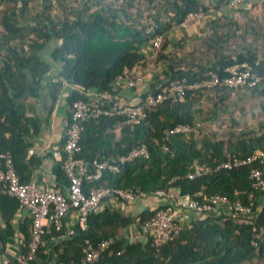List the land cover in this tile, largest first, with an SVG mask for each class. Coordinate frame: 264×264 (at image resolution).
Masks as SVG:
<instances>
[{
    "label": "trees",
    "instance_id": "16d2710c",
    "mask_svg": "<svg viewBox=\"0 0 264 264\" xmlns=\"http://www.w3.org/2000/svg\"><path fill=\"white\" fill-rule=\"evenodd\" d=\"M29 1L0 0L2 6L13 4L0 9V156L11 154L23 183L31 180L27 163L30 144L26 140L29 121L27 105L23 101L29 80L38 82L51 74L54 64H58L62 81L75 85L82 92H114L115 80L144 61L157 35L173 32L190 13L208 16L212 9L224 12L230 0H72L70 3L41 0L42 6L45 5L35 13ZM54 2L61 10L53 11ZM220 19L222 17L215 19V24H219ZM213 38L212 42L217 43L224 40L221 36ZM52 41L56 45L50 52L51 60L44 59L43 54ZM166 46L167 41L160 53V61L166 60ZM214 58L210 65L194 69L176 70L171 66L167 77L159 82L186 79L191 85L209 73L223 76L228 66L247 62L262 81L255 88L240 89L264 97V54L260 57L256 50L245 47L234 54L219 50ZM234 90H187L185 103L165 101L148 110L147 117L139 125L127 124L125 118L118 116H102L85 122L79 157L87 161L91 172L95 171L97 164L119 162L120 157L142 145L148 148L149 156L120 164L118 172L104 169L100 180L84 181V192L109 186L156 197L161 205L139 217L141 227L159 210L173 206L183 195L199 203L212 196H227L231 208L241 201L257 210L264 191L253 186L251 171L257 167L264 177V165L219 170L195 180L186 177L194 164L217 165L234 155L246 157L264 151V130L261 133L244 130L225 139L204 126L205 121L211 118L201 116L202 110L198 105L206 93L215 92L223 99ZM82 92H73L71 104L86 100ZM151 94H156L155 84ZM151 94L143 97L142 103ZM220 110V107L215 110L212 119H216ZM71 121L70 107L67 126ZM178 125L190 126L191 131L167 138L166 131ZM118 127L119 134L116 132ZM65 141L66 138L63 147ZM69 184V178L61 167L57 171L54 190L66 195ZM159 190L174 194L175 198L158 197L155 193ZM21 209L16 198L0 193V217L5 224L4 227L0 224V241L3 244L6 243V234L13 231L12 223ZM190 215L192 228L182 231L158 249L152 237L147 238L146 243H128L116 237L119 230L133 223L130 217L117 210H94L89 215L88 229L69 242L63 241L56 246L49 244L53 242L50 239L62 241L65 236L63 228L57 231L51 226L52 234L46 233L43 237L44 244L33 264L50 262L51 251L58 256L55 264L79 263L84 255L86 239L95 244L115 239L110 250L94 264H250L256 259L264 260V234L254 236L253 232V226L264 224V208L251 225L236 224L231 209L204 214L190 212ZM28 222L32 224L31 219ZM24 233L26 241L22 251L25 252L31 240L28 223Z\"/></svg>",
    "mask_w": 264,
    "mask_h": 264
},
{
    "label": "built area",
    "instance_id": "2783aa9c",
    "mask_svg": "<svg viewBox=\"0 0 264 264\" xmlns=\"http://www.w3.org/2000/svg\"><path fill=\"white\" fill-rule=\"evenodd\" d=\"M249 0H230L226 5V10L233 11L246 4ZM204 13H190L186 19L176 27L187 29L194 23L205 18ZM175 29V30H176ZM167 34H159L155 37L149 51L146 53L144 61L137 64L124 76H119L113 83L114 92L104 91L98 94H85L86 100H78L71 104L72 121L66 128L64 149L67 159L64 163V170L69 178L70 184L67 194L64 195L54 189H41L35 182L23 183L15 168L13 158L10 153L0 156V193L16 198L22 209L26 210L32 220L30 235L31 240L27 251L19 252L15 256V264H33L37 254L42 247L43 237L48 232L47 225L50 224L55 230L60 231L64 225V218L70 211H76L81 226L86 231L88 229L89 215L92 211L98 210L99 206L108 198H116L125 202L133 201L137 195L131 189L113 188L100 186L91 188L87 193L83 190V184L95 182L101 179L104 169L113 172L119 171L120 164L133 162L139 158L149 156L148 148L142 145L133 149L127 155L120 157L119 162L109 164L108 162L97 164L94 172L89 170L87 161L79 154L81 152L80 140L84 130V123L102 116L123 117L130 125H139L147 117V111L158 107L165 101L185 103L187 100L186 91H207L216 88H255L261 81V76L256 73L247 62H238L228 66L225 74L219 76L209 73L206 78L200 79L189 85L186 79L171 82H159L156 94H151L147 100L136 105L123 104L118 92L123 89H135L144 84L152 74H154L160 64L159 56L167 41ZM190 126L178 125L166 131L169 138L176 134L190 132ZM255 164L264 165V151L256 152L249 156L234 155L217 165L206 163L194 164L186 177L190 180L212 175L219 170H232ZM253 186L257 190L264 191V177L261 169L254 167L251 171ZM158 197L175 198L173 194H168L164 190L155 193ZM233 210L234 222L239 225H251L255 220L258 209L253 206L237 201L231 208V202L227 196L216 195L210 197L206 202L199 203L190 199L188 195L179 196L173 206H168L164 210H159L152 218L141 227L140 237L153 238L155 246L159 249L173 240L186 229L193 226V218L190 212L204 214L211 211ZM194 216V214H193ZM254 236L264 234V224L253 226ZM115 239L104 240L95 244L90 239L84 242V255L79 263L73 264H94L101 256L110 250ZM257 246V243L254 242ZM118 255L121 252L117 253Z\"/></svg>",
    "mask_w": 264,
    "mask_h": 264
},
{
    "label": "crops",
    "instance_id": "0c3cea01",
    "mask_svg": "<svg viewBox=\"0 0 264 264\" xmlns=\"http://www.w3.org/2000/svg\"><path fill=\"white\" fill-rule=\"evenodd\" d=\"M234 11V10H233ZM211 17V19H208ZM217 13L206 16L203 20L194 23L187 29L174 30L167 34L168 46L165 48V61H160L158 70L142 85L135 89H123L118 92L119 98L123 104L136 105L140 103L146 95L153 92L155 84L158 87L159 81L165 79L173 66L176 70H188L198 67V62L188 56L191 51L189 46L194 40L206 37L209 28H216L215 18ZM209 22V23H208ZM188 52V53H187ZM60 66L54 64V71L45 75L38 82L29 80L28 92L23 97L27 105V118L29 121V133L26 136L30 144L28 154V172L31 176L30 182H35L41 189H54L57 186V171L64 166L67 159L63 141L66 134V127L69 120L71 107V97L73 92L80 90L71 83L63 82L60 76ZM85 94H98L99 91L82 92ZM117 134L120 127L116 129ZM67 193V191H65ZM174 195V194H173ZM161 205L159 199L154 196H141L133 201L125 202L114 197L105 200L98 208V212L105 210H117L121 214L133 219V223L127 228L117 232V238L128 243L142 242L146 240L140 237L141 224L139 217ZM264 208V198L259 200L258 210ZM29 214L21 209L12 223V232L7 233L6 243L0 241V264H15V256L22 252L26 241L24 231L30 232L31 223ZM27 222V223H26ZM1 227L5 224L0 217ZM48 234H52L51 225H47ZM64 238L53 240L49 244L56 246L61 242H69L80 235L84 230L78 220L76 211H70L64 218ZM50 262L43 264H55L58 256L54 251L50 252Z\"/></svg>",
    "mask_w": 264,
    "mask_h": 264
},
{
    "label": "rangeland",
    "instance_id": "374dc122",
    "mask_svg": "<svg viewBox=\"0 0 264 264\" xmlns=\"http://www.w3.org/2000/svg\"><path fill=\"white\" fill-rule=\"evenodd\" d=\"M30 8L35 13L43 8L41 0H30ZM66 3L72 0H65ZM13 4L7 3L0 9H5ZM53 11L61 10L58 3L54 2ZM219 24L216 28L210 27L206 37L194 40L189 46L191 50L188 56L193 58L199 66L210 65L214 62V55L219 50H225L231 54L246 48H252L258 52L260 57L264 54V0H249L243 6L234 11L216 12ZM226 17V18H224ZM211 19V17L208 19ZM211 22V21H209ZM208 22V23H209ZM221 36L226 41L212 42ZM56 43H49L43 58L50 59V52ZM168 45V42H167ZM209 46H212L211 48ZM222 47L223 49H220ZM215 92H207L198 107L202 110L201 116L213 118L215 110L220 107V113L216 119L206 120L205 128L215 132L219 137L228 138L230 134L239 133L244 130H254L261 133L264 130V97L256 96L247 90H234L226 98ZM210 99V100H209ZM206 130V129H205ZM201 137V134H198ZM250 264H264V260L256 259Z\"/></svg>",
    "mask_w": 264,
    "mask_h": 264
}]
</instances>
